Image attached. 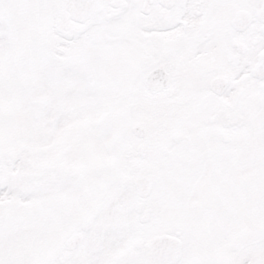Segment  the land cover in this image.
<instances>
[{
    "label": "snow or ice",
    "instance_id": "6c2138e0",
    "mask_svg": "<svg viewBox=\"0 0 264 264\" xmlns=\"http://www.w3.org/2000/svg\"><path fill=\"white\" fill-rule=\"evenodd\" d=\"M0 264H264V0H0Z\"/></svg>",
    "mask_w": 264,
    "mask_h": 264
}]
</instances>
